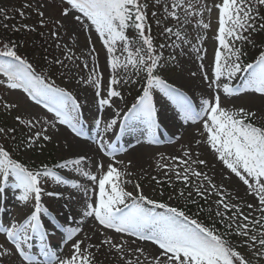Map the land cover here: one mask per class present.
Masks as SVG:
<instances>
[{"label":"snow or ice","instance_id":"6c2138e0","mask_svg":"<svg viewBox=\"0 0 264 264\" xmlns=\"http://www.w3.org/2000/svg\"><path fill=\"white\" fill-rule=\"evenodd\" d=\"M62 2L70 7L64 8L61 15L68 17L73 10L78 13L73 19L85 31L94 29L106 51L105 61L110 72L106 96L94 47L89 52L91 67L88 60L83 61L84 68L89 69L87 78H81L78 83L95 90L101 112L106 106L113 109L114 116L110 120L105 121L102 116L95 119L92 136L98 151L108 157L109 162L105 165L102 160L98 161L93 172L89 157L77 154L60 159L52 167L42 164L39 168H31L0 145V196L9 188L18 190L15 198L27 208L19 219L12 218L7 225L0 223V234L5 236V241L0 243V264H102L98 256L105 248L117 258L116 264H264V123H261L264 107L252 110L225 106L222 102V96L234 99L239 95L258 94L264 98V49L259 50L253 62L245 63L243 59L246 55L244 45L255 46L254 34L264 31V14L261 13L264 0ZM45 6L34 7L25 2L15 11L21 18L25 16L24 9L36 11L40 25L44 26L45 13L40 9ZM150 8L151 20L162 29L159 35L165 38L160 44L152 35ZM213 11L217 14L216 47L212 75L209 76L203 63L206 49L202 45L212 26ZM0 18L12 19L5 8H0ZM169 19L175 23L168 24ZM54 23L63 27L60 20ZM3 26L8 28L7 24ZM20 27L35 31L27 24ZM130 29L134 31L133 37L127 34ZM12 30L20 31V28L13 25ZM191 32H195V36H191ZM50 35L59 40L58 31H51ZM57 47H60L59 43ZM166 49L173 50L167 57L164 55ZM193 54L200 61L199 72L209 93L205 96L201 92L198 105L167 75L172 67L179 65L181 57ZM64 57L70 61L80 59L72 49H67ZM52 63L71 71L64 59L57 58ZM196 75V72L191 73L193 78ZM0 77V87L20 90L28 101L42 106L53 117L49 120L16 116L19 125L27 128L29 133L21 141L23 147L31 150L41 140L50 141L52 137L47 133L57 129L58 125L66 126L75 137L86 135L81 120L82 106L77 97L58 86L50 76L37 72L32 63L18 54L15 41H0ZM128 84H140L141 91L131 106L121 112L114 98L123 100L122 92L117 89ZM157 96L170 104L184 124L200 122L202 130H198L200 138L195 139V144L210 149L228 176L235 175L246 186V194L255 199V204L233 203L240 198L227 193L223 184L217 185L212 177L200 170L207 168L208 161L201 159L199 152L192 151V140L182 146L180 156L161 154L156 164L163 171V177L153 175L151 181L161 188V197L167 182L173 188L168 193V201L182 198L187 204L196 206L197 211L189 214L190 210L185 207L173 206L145 194L142 184L133 180V174L128 171L132 161L124 164L116 159L117 153L127 154L135 146L129 143L125 147L111 139L106 140L105 136L115 135L114 129L118 126L116 141L128 132L142 137L137 140V145L164 143V134L159 131L161 113ZM14 107L17 105L3 103L5 110ZM14 132V128L0 127V135ZM173 136L177 143L183 138L175 133ZM65 147L71 153V146L65 144ZM163 160L171 162L161 163ZM58 170H68L85 178L92 185V195H88L86 184L78 179H68ZM173 176L175 182L183 185L179 191L174 187ZM48 180L76 190L78 194L83 193V196L69 195L64 204L69 214L63 223L57 222L42 203L44 195L62 196L57 191L45 193L43 185ZM128 184L133 186L132 191L127 190ZM152 190L156 191L155 188ZM213 195L217 197L214 201L216 210L214 215L211 214L209 205L212 223L207 225L198 218L204 208L197 198L207 203ZM74 203L79 206L75 215L72 214ZM4 211V206L0 205V212ZM44 217L51 218L52 232H49ZM89 219L99 226L93 227L91 233L85 232L83 227ZM56 230L61 232V242L52 246L49 240ZM97 233L102 239L94 243ZM110 233L119 235L120 241L116 242ZM137 242L138 246H129ZM145 244L151 247L146 250ZM64 248H68L67 254H62Z\"/></svg>","mask_w":264,"mask_h":264},{"label":"rangeland","instance_id":"374dc122","mask_svg":"<svg viewBox=\"0 0 264 264\" xmlns=\"http://www.w3.org/2000/svg\"><path fill=\"white\" fill-rule=\"evenodd\" d=\"M25 2L32 3L34 7H38L40 4H46L45 7L40 9L45 13V25H40V17L37 12L32 9H24L25 16L23 18L20 17L18 21L13 20L12 22L17 23L19 26L27 24L35 29V31H29L30 35L40 32L44 38H46V44L49 47L48 53L43 56L46 60L47 58L49 59V66L51 67L49 73L51 74L52 80H54L58 86L66 88L77 97L82 106L81 120L83 121L86 135L84 137H75L74 134L66 128V126L58 125L57 129H50L48 131L47 134L52 137L50 141L45 142L41 140L31 150L24 148L19 152V157L26 164L38 165L39 163L52 161L57 163L60 159L66 158L70 155L75 156L77 154H86L92 161L91 170L95 172V164L98 161L102 160L105 165L109 162V158L100 153L92 141V136L95 134V119L98 116H102L105 121L110 120L113 118L114 112L112 108L107 106L101 112L98 109V101L95 96V90L91 87L80 85L78 81L81 78H87L89 69L84 68L83 61L88 60L89 67H91V56L89 55V52L94 47L99 70L103 73V94L106 96L110 72L106 65V51L103 48L102 41L99 39L98 34L94 29L91 31H85L81 28V26L73 19L75 15H78V13L74 10L72 15L68 17L61 15L64 8L70 7L66 2H62V0H0V8H5L8 10V13H17L15 9L21 8ZM151 11L152 9H149L150 22L152 23ZM216 15V12L213 11L211 14L212 26L211 29L207 31L206 38L202 45V47L206 49V56L203 63L205 64V70L208 72L209 76L212 75L211 66L214 61V50L216 47V41L214 39L215 29L217 27L215 22ZM207 18L208 17H206V19ZM55 20H60L63 27L57 26L54 23ZM167 23L171 25L175 22L173 23V21L169 19ZM156 28L157 26L152 25V29L155 30ZM54 30L59 32L58 41L50 35V32ZM159 33L156 34V36L160 37L159 43L157 44L163 43L165 39L163 36L159 35ZM129 34L130 37H133L134 31L130 29ZM191 36H195V32H191ZM57 43H59L60 47H57ZM33 44H36V42H33ZM67 49H72L75 56L80 57V59H74L71 61L67 60L64 57V53ZM172 51V49H166L164 53L165 57H167ZM244 51L246 53L245 57H248L250 53L246 50ZM37 52L38 50L35 51L34 56ZM57 58L64 59L65 64L69 66L71 71L61 68L59 65L53 64L52 61ZM199 63L200 61L195 59L194 54L191 57L185 55L179 59V65L172 67V70L167 73L170 81L178 86H181L183 90L194 99V103L197 105L199 104V97L202 91L205 93V96L209 95L206 89V83L202 82L201 79ZM76 65H79L80 67L77 68ZM192 72L197 73L196 77H191ZM69 76H71L70 80L68 79ZM139 89H141L140 84H128L122 88H118L117 90L122 92L124 99L119 100L114 98L116 107L120 109L121 112L126 111L130 98L132 95L136 94ZM155 99L158 110L161 113V128L159 131L164 134V143L148 145L142 142L137 145V140H142V137L138 134L128 132L124 133L120 137L119 141H116V135L119 134L118 126L114 129L115 135L113 133H109L105 136L106 140L111 139L118 144H124L125 147H127L129 143L135 146L130 149L127 154L117 153L116 159L122 160L124 164H127L129 160L132 161V165L128 171L133 174L131 177L133 180H139L142 184L145 194L154 199H163L165 202H170L173 206L179 205L184 207L187 205L186 201L182 198L168 201V193L172 192L173 188L169 187L167 182L163 185V191L165 194L161 197V188L156 186L154 181H151V176L156 175L158 177H163V171L158 169L156 164V161L160 158L161 154L165 157L180 156L182 153V146H187V142L192 140V151L194 153L199 152L200 158L208 161L207 168L201 167L200 170L206 172L210 177H212L217 185L223 184L224 190L227 193L240 198L238 200H234L233 203L247 201L255 204V199L251 195L246 194V186L243 185V183L239 181L235 175H231L230 177L228 176L227 170L224 168L222 163L215 158L211 150L204 145L197 146L195 144V139L200 138L198 130H202L200 122L198 121L195 124H184L183 121L179 120L175 111L164 98L157 96ZM5 102L15 104L17 107L5 110L3 108V103ZM222 102L225 106L245 107L252 110L264 107V98H261L258 94L239 95L234 99H225L222 96ZM16 116H21L26 119L30 117H39L43 119L46 117L51 120L53 118L52 114L47 113L42 106L35 105L33 102L28 101L25 94H23L20 90H7L4 87H0V127L15 129L14 133H10V137L7 135H0V145L6 148L9 147L7 145L6 138H18V140L24 141L26 136L29 134L28 129L19 125L16 121ZM261 123H264V121H261ZM173 133L177 136H182L183 138L177 143ZM168 140H171L172 142L168 143ZM65 144L71 146V153L69 152V149L65 147ZM10 151L12 152V150ZM170 162L171 161L169 160L161 161V163ZM59 171H61V174L68 179H78L80 183L86 184L89 188L88 195H92V185L85 178L77 177L75 173H69L68 170ZM173 181L174 187L177 191L182 189L183 185L179 184V182H175L174 176ZM45 188V193L48 191H57L62 194L60 198L48 197L47 195H44L42 203L44 206L48 207L52 215L57 218V222L63 223L64 217L69 214L68 210L64 208V204L67 202L69 195L71 194L74 197L77 195L83 196V193L80 192L78 194L76 190L70 189L64 185H57L51 180L47 181V186ZM153 188L156 189L155 192H153ZM127 190L132 191L133 186L128 184ZM187 191H191V189H188ZM187 191L185 192V195H187ZM17 194L18 190H12L9 188L3 196H0V205L5 208L4 212H0V223L7 225L12 218L19 219L23 213L27 211V208L24 205L19 204L16 200L15 196ZM193 198H196L194 193ZM216 199L217 197L213 195L207 203L203 200L200 205L209 212V205H211V214L214 215L216 210L214 201ZM197 200L199 201L200 199L197 198ZM78 208L79 206L74 203L72 208L73 215L77 213ZM195 209L196 206L193 205V211H195ZM245 211H247V209H245ZM76 218L79 219V216ZM43 220L47 224L49 232H52L53 226L51 218L44 217ZM83 227L85 232L91 233L93 227L98 228L99 226L94 224V222L89 219ZM110 234L114 237L116 242L120 241L119 235L115 233ZM99 239H102V237H100L99 233H97L93 242H98ZM125 239H127V237H125ZM233 239H235V237H233ZM4 241L5 236L0 234V243ZM60 242L61 232L56 230L55 234L50 237L49 243L52 246H56L60 244ZM138 245L139 242H137L136 245L130 244L129 246L135 247ZM143 246L146 250L151 247L150 244H145ZM35 251L38 253V248ZM241 251L243 252L244 249H241ZM67 253L68 248H64L62 254ZM98 259L102 262V264H116L117 260L114 254L107 251V248H105L98 256Z\"/></svg>","mask_w":264,"mask_h":264},{"label":"trees","instance_id":"16d2710c","mask_svg":"<svg viewBox=\"0 0 264 264\" xmlns=\"http://www.w3.org/2000/svg\"><path fill=\"white\" fill-rule=\"evenodd\" d=\"M261 13L264 14V9L261 10ZM8 15L12 17V19L5 21L2 18H0V41H7V40L15 41L18 45V54L26 58L30 63H32L37 72H41L49 76L50 74L49 71L51 68L49 66L50 64L49 59L47 58L46 60L43 56L44 54L48 53L49 46L46 44V38H44V36L40 32H38L37 34L30 35L29 31L20 27L17 23L12 22L13 20L18 21L20 19L18 13H8ZM4 24H7L8 28H5L3 26ZM13 25L20 28V31H13L12 30ZM152 25L156 26L154 21L152 22ZM129 31L127 34L130 36ZM161 31L162 29L159 27H157L155 30L152 29V35L154 36L156 42L160 39V37L156 36V34ZM253 39L255 41V46L252 45V53L253 56H257L259 54V50L264 49V31L263 33L259 32L255 34ZM33 42H36V44H33ZM36 50H38V52L34 56ZM7 136L10 137V134H8ZM6 140H7V145L9 146L7 147L8 150H12V154L14 158L22 162L19 157V152L25 148L21 145L22 140H18V138H12V139L6 138ZM55 163L56 162L52 161V162L39 163L38 165H30L26 163L24 164L31 168H39L42 164H46L49 167H52ZM44 186L45 184L43 185V187ZM185 208L187 210H190L189 214L194 213L192 211L193 206L191 204H187ZM209 216L210 213L204 208L203 214L200 215L198 218L205 224L210 225L212 222L209 220ZM217 227H219V225H217Z\"/></svg>","mask_w":264,"mask_h":264}]
</instances>
